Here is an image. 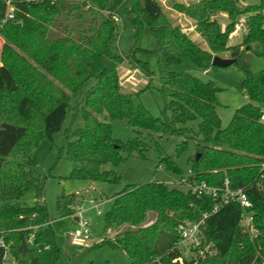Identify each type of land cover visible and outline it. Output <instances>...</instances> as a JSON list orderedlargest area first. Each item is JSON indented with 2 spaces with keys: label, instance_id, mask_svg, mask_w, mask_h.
I'll return each mask as SVG.
<instances>
[{
  "label": "trees",
  "instance_id": "1",
  "mask_svg": "<svg viewBox=\"0 0 264 264\" xmlns=\"http://www.w3.org/2000/svg\"><path fill=\"white\" fill-rule=\"evenodd\" d=\"M237 1L173 4L174 10L194 20V30L207 44L203 49L168 18L159 1L128 0L126 11L132 15L135 36L147 26L156 39L150 52L156 58L164 101L157 117L120 89L118 68L125 58L115 48L119 24L113 0H0V196L4 201L0 264L6 260L57 264L60 251L46 204L40 199L32 151L43 137L53 139L68 113L74 117L78 112L83 125L66 128L61 147L74 164L71 178L117 182L116 170L103 165H117L121 150L144 156L143 140L134 137L122 142L112 135L110 121L125 119L134 129L159 138L184 137L176 145L177 155L192 139L188 178L218 189L214 197L158 181L127 184L113 196L104 216L105 229H114L115 234L98 246L123 251L128 264H264V122L259 120L264 109V65L251 68L242 59L245 50H252L264 62V0L243 8L236 7ZM219 11L228 19L223 28L211 17ZM239 14L246 15V32L240 44L227 46ZM225 51L243 74L247 102L222 127L217 112L221 88L211 80L174 71L172 65L189 59L205 71L212 66V57ZM90 79L94 83L86 88ZM76 90L83 96L73 105L70 96ZM160 162L179 172L171 157ZM30 186L38 197L35 204L15 202ZM226 188H242L248 196L257 236L244 231L237 201L212 212ZM72 196L58 197L60 217L71 214ZM200 219L202 246L210 245L211 253L185 259L177 248V227Z\"/></svg>",
  "mask_w": 264,
  "mask_h": 264
},
{
  "label": "rangeland",
  "instance_id": "2",
  "mask_svg": "<svg viewBox=\"0 0 264 264\" xmlns=\"http://www.w3.org/2000/svg\"><path fill=\"white\" fill-rule=\"evenodd\" d=\"M191 1L195 0H161V3H159L168 18L174 24L180 25L179 16L172 6L175 2L188 3ZM258 2L259 0H238L236 7L243 8L247 4ZM127 7L128 0H113L112 10L115 11L116 21L119 24V34L115 48L125 58L118 68L120 89L125 93H131L133 101L141 104L153 116L160 117L164 101L159 91L160 81L156 58L150 52L156 46V39L151 29L147 26L143 27L137 37L135 36V29L131 23L132 15L126 11ZM211 17L217 20L221 28L228 21L226 13L221 11L214 13ZM242 18L246 19V15L239 14L235 22ZM186 26L187 24L183 25V27ZM195 32L197 34L194 40L195 43L201 48L207 49V44L198 32ZM245 32V30H240L235 34L230 32L227 46L240 44ZM2 41L3 39L0 36V47ZM245 52L242 59L251 68H259L264 65L262 59L256 57L252 50H245ZM222 54L225 55V53ZM219 56L222 55L220 54ZM143 63H145V66ZM134 69L136 70L133 71ZM172 69L177 72H188L204 81L211 80L221 88L218 93L219 105L217 106V112L221 118L222 127L229 123L235 109L247 102L241 86L243 74L235 63L227 67L210 66L203 71L191 60L186 59L181 63L172 65ZM93 83L94 80L90 79L86 88ZM82 96L81 90L73 91L70 96V102L75 105L81 102ZM101 118H104V116H101ZM110 123L112 135L120 141L126 142L129 139L138 137L147 145L143 157L131 156L125 150H121L122 160L117 165L110 163L103 165L104 169L113 168L116 170L120 176L117 182H97L69 176L74 164L61 151V147L65 129L71 128V130H74L83 125L81 112H78L74 117L71 113H68L63 127L53 135V139L43 137L32 151V159L34 161L32 170L41 183L40 199L46 204L56 244L60 251L57 264H91L93 262V264H121L118 261L119 257H121L120 250L111 249L107 246H98V244L103 239L112 238L113 234H115L114 229H105L104 216L112 204L113 196L127 184L158 181L169 187L186 190V186L182 184V177L188 175V169L191 167L189 157L194 152V141L192 139H187V147L177 155L176 145L185 139L184 137L163 136L159 138L156 137V134H150L146 130L134 129L125 119H113ZM191 124L195 123H189V125ZM166 156L171 157L176 162L179 172L172 171L164 163L160 162V159ZM68 194H73L72 197L74 199L71 214L60 217L58 215L57 199L61 195ZM37 199L35 188L30 186L14 201L20 205L31 206L35 204ZM89 200H92V202ZM3 204L4 201L0 196V206ZM77 207L83 210V216L89 220L90 224L91 233L86 246H74L70 244L68 238V231L77 222L74 218L77 213ZM98 209L100 212H98ZM201 238L203 241V237ZM209 247L210 245L203 247L202 244L199 247L187 245L183 249L182 255L185 259L196 258L202 255L203 252L211 253Z\"/></svg>",
  "mask_w": 264,
  "mask_h": 264
},
{
  "label": "built area",
  "instance_id": "3",
  "mask_svg": "<svg viewBox=\"0 0 264 264\" xmlns=\"http://www.w3.org/2000/svg\"><path fill=\"white\" fill-rule=\"evenodd\" d=\"M11 17H12V13L9 12L7 18H11ZM246 29H247L246 19L242 18L234 23L231 34H235L240 30L246 31ZM259 120L261 122H264V109L260 114ZM191 174H192L191 170L188 169V175L186 177H182V184L186 186V189H189L192 192L197 193V195L204 194V195H211L214 197L217 195L218 193L217 188L210 186L205 182H199L195 178H191V179L188 178L189 175ZM225 184H227V181H225ZM231 200L237 201L242 207L241 225L244 231L248 232V234L251 237L257 236L258 230L253 225L252 213L249 210V208L251 207V202L248 196L246 195V193L242 190V188H236V189L226 188L224 190V193L221 195L220 201L213 205L212 212L217 211L222 204H225ZM89 201L92 202V200ZM98 212H100L99 209ZM74 218L77 221L76 225L71 230L68 231V238L70 244L74 246H86L91 233L89 220L83 216V210L82 209L80 210V208L78 209V207H77V213ZM202 222L203 219L197 221H185L183 224H180L177 227V232L179 234L177 248L180 250L181 253H183V249L187 245H192L196 247L197 246L199 247V245L201 246ZM3 264H12V263L6 260Z\"/></svg>",
  "mask_w": 264,
  "mask_h": 264
},
{
  "label": "crops",
  "instance_id": "4",
  "mask_svg": "<svg viewBox=\"0 0 264 264\" xmlns=\"http://www.w3.org/2000/svg\"><path fill=\"white\" fill-rule=\"evenodd\" d=\"M157 1H161V0H157ZM196 1V0H195ZM161 3V2H160ZM174 10V9H173ZM175 12L177 13V15L179 16V22H180V26H182V30L183 31H185L188 35H189V37L194 41L195 40V37H197V34H196V32H195V30H194V28H193V26H194V21L192 20V19H190V18H188L187 16H185V15H183V14H181V13H179V12H177L176 10H175ZM182 21H183V23H182ZM184 24H187V26L186 27H183V25ZM191 32H193V33H191ZM195 42V41H194ZM229 45V44H228ZM225 53V55H223V54H221L222 56H224V57H229V53H228V51H225L224 52ZM136 69H134L133 71H135ZM113 236H114V234H113ZM112 236V237H113ZM120 252H121V257H119V260H118V257H117V260L118 261H120L121 262V264H125V263H127L128 264V258H127V256H126V254L123 252V251H121L120 250ZM94 263V262H93Z\"/></svg>",
  "mask_w": 264,
  "mask_h": 264
},
{
  "label": "water",
  "instance_id": "5",
  "mask_svg": "<svg viewBox=\"0 0 264 264\" xmlns=\"http://www.w3.org/2000/svg\"><path fill=\"white\" fill-rule=\"evenodd\" d=\"M236 59L232 57H222L219 55H214L211 59V65L216 67H227L235 63Z\"/></svg>",
  "mask_w": 264,
  "mask_h": 264
}]
</instances>
